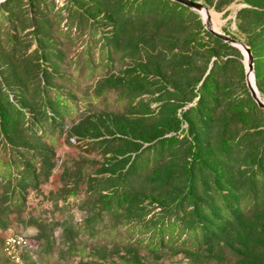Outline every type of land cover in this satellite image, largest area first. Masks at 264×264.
I'll return each instance as SVG.
<instances>
[{"label":"rangeland","instance_id":"374dc122","mask_svg":"<svg viewBox=\"0 0 264 264\" xmlns=\"http://www.w3.org/2000/svg\"><path fill=\"white\" fill-rule=\"evenodd\" d=\"M45 1V21L37 9L29 17V0H9L12 19L0 17V92L26 95L37 119L35 100L44 88L67 97L74 116L50 107L61 119L52 132L35 135L18 125L22 115L0 99V158L9 147L17 152L16 161L38 176L19 177L13 186L0 175V264H264V212L244 211L200 245L177 230L157 251L149 249L154 228L171 220L172 198L185 186L184 142L146 152L129 176L133 187L119 215L113 201L121 193L118 178L131 173L130 164L145 148L173 135L182 138L186 130L206 143L201 158L223 179L227 170L238 179L235 171L250 167L246 156H223L235 142L249 151L264 144V117L243 101L246 53L200 40L201 29L189 13L183 23L166 25L157 18L117 29L111 14L88 3L85 8L100 19L104 32L118 34V47L106 58L87 35V25L79 33L68 25L65 0ZM195 1L209 10L212 27L258 48L264 74V0ZM87 41L90 61L84 55ZM36 61L44 66L39 71ZM257 91L264 101V77ZM200 93L217 102L206 105L213 117L202 121L204 126L194 114L182 113ZM195 171L204 199L213 190L212 175ZM13 234L29 241L19 262L3 251L4 239Z\"/></svg>","mask_w":264,"mask_h":264},{"label":"trees","instance_id":"16d2710c","mask_svg":"<svg viewBox=\"0 0 264 264\" xmlns=\"http://www.w3.org/2000/svg\"><path fill=\"white\" fill-rule=\"evenodd\" d=\"M8 2L4 0L0 3V17L6 16L8 19H12L8 15ZM11 2V1H10ZM45 0H29L28 14L32 18L33 10L37 11V16L41 20L45 21L43 10L47 9L48 5ZM91 3L94 7V11L105 10L111 14L110 23L114 24L117 29L122 25L130 27V23L134 21H140L145 23L148 20H156L161 18V22L164 24H170L175 20L183 23L185 19L189 18V14L196 17L197 26L200 27V40L208 41L213 44H217L222 47L230 48L226 42L210 33L205 23L203 22L199 12L175 1V0H65V19L68 21V25L75 27V31L83 32L85 25H87V35H92V39L98 42L99 53L109 58L112 56L114 48L118 47V34L109 36L104 32V28L97 18L94 12H88L86 4ZM98 9V10H97ZM126 24H125V23ZM99 29L98 32L95 29ZM119 31V30H118ZM226 35L231 36L227 32H223ZM83 34V33H82ZM40 35V34H37ZM81 35V34H80ZM41 36V35H40ZM14 31L10 30L9 39L11 43H14ZM198 36L196 37V39ZM236 39V38H235ZM246 44V43H245ZM247 45V44H246ZM91 45L88 43L84 47V55L90 61L91 57ZM254 57V71L257 88L260 92V84L264 77L261 72V52L256 46L247 45ZM36 70L39 71L44 66L40 61H36ZM95 69H92V71ZM245 92L243 95V101L250 105V112L256 114V116L264 117V112L258 107L257 103L252 98L248 87H244ZM210 97V96H209ZM0 99H3L8 105V108L14 112L21 114V118H24V122H17L18 125L25 126L29 131L36 134H47L52 132L55 128L57 119H61L55 113H50L49 108L59 109V111L68 112L72 114L75 110L70 105L67 97L61 94H50L44 88L39 96L36 97V103L40 107V114L35 119V114L30 109V105L26 100V95L21 96L20 93H14L13 98H10L5 92H0ZM214 100L210 103L207 101V97L204 93L199 94V99L195 105L188 110L182 111L185 116L190 114L195 115V119L198 122H204L206 120H212L211 110L206 105H215ZM258 114V115H257ZM189 121L192 119L189 116ZM202 122V126H204ZM191 135V137H190ZM176 142H184L186 144V150L188 152L189 161L184 165L185 186L183 190L176 193L171 201L170 208L172 209L171 220L162 222L154 228L153 242L148 241L147 245L152 251H157L161 246H164L165 236L169 234L178 233L184 230L185 238H194L195 242L200 245L202 242L208 240V237L214 236L215 233L222 232L227 227L229 220H239L243 217V212H264V144L261 146H255L252 150H247L243 143L235 142L233 149L227 147L226 153L230 158L239 160L248 157L250 160V167L239 173L235 171L238 176L232 175V172L227 170V178L223 179L219 175L218 171L206 166L205 160L201 158V151L206 143L201 142L198 136H192V129L186 130L182 138L173 135L168 139H161L155 142L152 146L145 148L130 164L131 173H126L124 176L118 178V189L121 193L115 196V210L119 215L120 210L125 205L126 195L132 190L133 181L129 179V176L136 170L138 162L146 155V152L156 149L159 145H169L170 148L176 144ZM17 152L9 147H5L2 157L0 158V175L6 177V179L14 186L15 183H19V177L26 180H37L35 170H33L29 164L25 162H17ZM222 159H225L222 157ZM137 161V162H136ZM224 161V160H223ZM141 163V162H140ZM214 165V164H212ZM221 166L225 167L222 163ZM140 166V165H139ZM141 167V166H140ZM143 168L145 167L142 166ZM141 167V168H142ZM196 167L207 171L212 175L211 185L213 190L205 195V198H201L198 194V184L195 181ZM206 167V169H204ZM133 170V171H132ZM203 184L207 183V179L203 178L201 181ZM165 183V182H164ZM226 189V191H224ZM123 192V193H122ZM19 197V196H18ZM125 197V198H124ZM241 217V218H240ZM179 236H175L178 239ZM181 239L185 241L186 239Z\"/></svg>","mask_w":264,"mask_h":264},{"label":"water","instance_id":"95a60500","mask_svg":"<svg viewBox=\"0 0 264 264\" xmlns=\"http://www.w3.org/2000/svg\"><path fill=\"white\" fill-rule=\"evenodd\" d=\"M197 12H200L203 14V12L206 13V16L204 17V23L206 25L207 30L212 33L214 36L220 38L221 40H223L224 42L233 45L235 47H238L240 49H242L246 54H247V71H246V83H247V87L249 89V92L252 96V98L254 99V101L257 103L258 107L261 108L262 110H264V101L261 99L258 91H257V87L254 81V86L251 84V80H250V75H253L254 78V57L253 54L250 50V48L243 43L242 41L232 38L228 35H226L223 32L217 31L215 29H213L212 25L210 24V13L209 10L206 9V7L195 0H175Z\"/></svg>","mask_w":264,"mask_h":264},{"label":"built area","instance_id":"2783aa9c","mask_svg":"<svg viewBox=\"0 0 264 264\" xmlns=\"http://www.w3.org/2000/svg\"><path fill=\"white\" fill-rule=\"evenodd\" d=\"M28 239L23 234H13L4 239V254L13 262L21 260L22 251L28 246Z\"/></svg>","mask_w":264,"mask_h":264},{"label":"bare ground","instance_id":"6f19581e","mask_svg":"<svg viewBox=\"0 0 264 264\" xmlns=\"http://www.w3.org/2000/svg\"><path fill=\"white\" fill-rule=\"evenodd\" d=\"M203 14L206 16V13H205V12H203ZM210 19H211V18H210ZM213 29L219 31V29H218L217 27H213ZM246 55H247V54H246ZM250 80H251V84L254 86V81H253V76H252V74L250 75Z\"/></svg>","mask_w":264,"mask_h":264}]
</instances>
